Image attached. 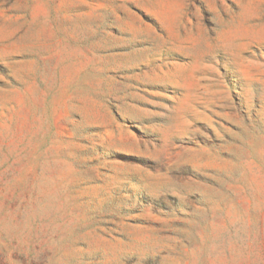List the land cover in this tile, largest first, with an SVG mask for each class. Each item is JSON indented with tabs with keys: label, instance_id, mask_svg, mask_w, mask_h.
<instances>
[{
	"label": "rangeland",
	"instance_id": "374dc122",
	"mask_svg": "<svg viewBox=\"0 0 264 264\" xmlns=\"http://www.w3.org/2000/svg\"><path fill=\"white\" fill-rule=\"evenodd\" d=\"M0 264H264V0H0Z\"/></svg>",
	"mask_w": 264,
	"mask_h": 264
}]
</instances>
